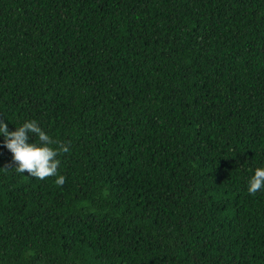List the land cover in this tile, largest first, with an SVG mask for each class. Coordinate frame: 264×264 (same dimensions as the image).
<instances>
[{
	"label": "trees",
	"instance_id": "16d2710c",
	"mask_svg": "<svg viewBox=\"0 0 264 264\" xmlns=\"http://www.w3.org/2000/svg\"><path fill=\"white\" fill-rule=\"evenodd\" d=\"M29 120L69 151L40 180L0 134V264H264V0H0Z\"/></svg>",
	"mask_w": 264,
	"mask_h": 264
},
{
	"label": "clouds",
	"instance_id": "9594fccd",
	"mask_svg": "<svg viewBox=\"0 0 264 264\" xmlns=\"http://www.w3.org/2000/svg\"><path fill=\"white\" fill-rule=\"evenodd\" d=\"M0 134L5 138L4 147L12 154L16 172L27 173L40 180L57 176L59 165L57 157L69 151L67 145L51 138L35 120L26 121L11 132L8 131L7 124L0 121ZM30 134H34L39 143H29ZM9 168L5 167V169ZM65 182L66 178L63 175L55 180L57 186H63ZM262 188H264V168H257L250 178L248 192L255 195Z\"/></svg>",
	"mask_w": 264,
	"mask_h": 264
}]
</instances>
